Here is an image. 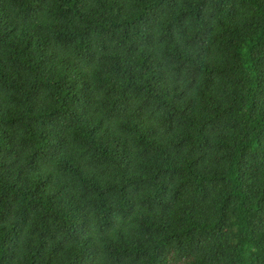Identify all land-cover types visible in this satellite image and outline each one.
I'll return each instance as SVG.
<instances>
[{"label": "trees", "instance_id": "16d2710c", "mask_svg": "<svg viewBox=\"0 0 264 264\" xmlns=\"http://www.w3.org/2000/svg\"><path fill=\"white\" fill-rule=\"evenodd\" d=\"M0 264H264V0H0Z\"/></svg>", "mask_w": 264, "mask_h": 264}]
</instances>
